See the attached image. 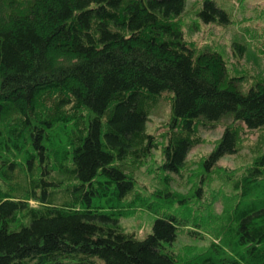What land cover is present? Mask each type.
Here are the masks:
<instances>
[{
  "label": "trees",
  "instance_id": "trees-1",
  "mask_svg": "<svg viewBox=\"0 0 264 264\" xmlns=\"http://www.w3.org/2000/svg\"><path fill=\"white\" fill-rule=\"evenodd\" d=\"M187 1L0 0V264H264V145L243 170L219 163L241 130H264V78L243 93L220 54L198 53ZM198 16L230 23L213 0ZM165 95L161 146L147 123ZM225 117L194 192H180L201 127ZM159 149L162 188L143 196L136 172ZM136 209L156 216L145 238L121 226ZM200 230L218 242L178 251Z\"/></svg>",
  "mask_w": 264,
  "mask_h": 264
},
{
  "label": "rangeland",
  "instance_id": "rangeland-1",
  "mask_svg": "<svg viewBox=\"0 0 264 264\" xmlns=\"http://www.w3.org/2000/svg\"><path fill=\"white\" fill-rule=\"evenodd\" d=\"M217 7L229 16L230 23H205L198 12L203 9L204 0H188L185 14L180 18V25L185 39L192 43L198 53L214 52L220 54L227 64L230 77L239 78L240 90L247 93L259 80L264 78V0H213ZM220 19V17H218ZM172 117L171 99L165 95L161 97L156 106L153 107L147 131L164 145L163 137L167 133L168 123ZM232 117H225L213 125H204L200 129L199 136L202 143L192 151L189 158L188 169L184 178L179 181L178 190L191 195L195 190L194 184H188L192 175L199 169V163L214 148L224 134ZM242 133V134H241ZM241 148L235 155H228L220 160V165L228 170H243L249 166L254 157L259 155L257 151L264 145V130L251 132L241 130ZM162 150H155L153 156L143 164V167L136 172L138 182L137 192L143 196H149L151 192L162 188L161 171L159 167L162 162ZM221 183L214 175L206 187L207 200L203 204L207 206L209 201L214 199L209 195L220 192ZM224 192H229L225 189ZM226 200L231 197L225 196ZM229 203V202H228ZM33 206L36 203H31ZM223 201L216 204L215 209L220 216L225 209ZM130 218L123 219L121 226L130 234L138 238H145L152 232V226L156 216L149 211L136 209ZM211 231L217 229L211 227ZM211 231L200 230L199 235L205 236L204 242H197L189 238L185 232L181 234L177 249L182 253L185 248L195 249V253L205 251L209 244L218 242L216 235H209ZM185 255V254H184Z\"/></svg>",
  "mask_w": 264,
  "mask_h": 264
}]
</instances>
